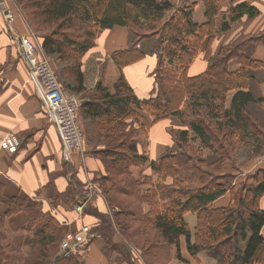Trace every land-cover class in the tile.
Masks as SVG:
<instances>
[{
    "label": "trees",
    "instance_id": "16d2710c",
    "mask_svg": "<svg viewBox=\"0 0 264 264\" xmlns=\"http://www.w3.org/2000/svg\"><path fill=\"white\" fill-rule=\"evenodd\" d=\"M14 1L38 32L64 91L85 94L79 107L84 150L105 163L104 173L93 179L107 203L121 207L113 220L106 212L92 211L89 204L85 209L98 220L91 228L92 238H103L105 254L116 250L128 264L138 259L136 254L146 264H168L171 253L181 259L179 237L183 235L190 254L204 251L216 264H263L264 209L259 201L264 194V165L250 174L251 182L237 188L234 173L217 175L201 166L204 159L194 158L206 148L216 154L217 161L232 163L236 157L248 159L264 149V127L247 110L249 102L264 101V95L255 98L249 90L250 70L261 62L248 51L250 44L263 40L264 33L249 37V45L245 34H240L220 43L214 54L210 50L217 32H226L243 16H254L257 9L240 2L219 12L216 0H204L206 21L198 24L189 6L171 12V0ZM114 25L126 26L135 39L128 41L126 49L107 56L96 81L85 89L83 54L94 46L99 30ZM144 38L149 46L132 49ZM199 49L207 66L189 75L188 66ZM147 52L157 57L154 91L149 98L139 99L122 67ZM231 60L237 68L231 69ZM169 117H177L186 127L168 129L172 145L156 159L138 152L136 132L146 134L154 122ZM147 168L158 175L157 180L144 172ZM77 172L75 168L74 181L54 199L75 204L84 186ZM226 192L230 202L212 206ZM187 211L196 216L193 233L184 219ZM111 221L125 241L115 235ZM66 230L38 201L0 175V264H7L9 258L16 264H82L72 253L57 257ZM19 234L24 238L12 247Z\"/></svg>",
    "mask_w": 264,
    "mask_h": 264
},
{
    "label": "crops",
    "instance_id": "0c3cea01",
    "mask_svg": "<svg viewBox=\"0 0 264 264\" xmlns=\"http://www.w3.org/2000/svg\"><path fill=\"white\" fill-rule=\"evenodd\" d=\"M216 1L219 12L226 11L231 5L248 2L257 9V13L252 17L243 16L232 22L226 32H217L210 46L212 54L216 52L220 43L229 42L240 34L264 33V0ZM171 2L174 4L171 12H176V8L181 5L182 7L189 6L193 22L201 24L206 21L204 0H171ZM0 3V142L7 135L14 136L17 141V145L14 147L10 143L8 147H0V175L8 178L11 185L27 194L31 199L38 201L43 211H47L67 229L72 230L71 232L86 224L93 237L94 233L91 228L98 220L92 211L107 213L108 203L102 196L93 195L90 201L84 205L82 212H78L73 208L74 204L62 198H53L54 195L63 193L70 182L74 181L75 177L72 176V172L75 168L78 169L75 176L81 183H84V173L81 172L76 159L72 165L64 160L56 126L45 115L42 86L21 60L14 43L13 34H23L31 26L25 15L23 16L24 13L16 11L14 0H0ZM2 6L12 11L13 17L10 23H7L4 17ZM38 39L41 43L39 36ZM147 40L149 39L144 38L137 42L132 49L141 51L142 48L150 45ZM127 47L128 29L126 26L114 25L99 30L94 46L89 48L81 59L84 86L89 88L96 81L100 61L114 51ZM249 47L252 57L261 62L259 67L250 70L252 78L249 83V90L255 98H259L264 95V38L262 41L250 44ZM156 64V55L147 52L141 58L122 67L125 80L139 99L149 98L153 95L155 84L153 71ZM237 65L235 60L230 61L231 69L237 68ZM206 66L207 61L204 59L203 50L200 49L189 64L187 73L196 75L205 70ZM231 95L232 92H229L227 103ZM247 110L264 127V101L249 102ZM173 118H163L154 122L147 129V137L144 141L137 142L138 152H145L151 159H156L167 146H171L172 138L168 129L170 127L186 128L181 123L178 126L172 123ZM85 163L87 174L92 180H94V176L97 177L104 173V160L91 155L88 151L85 153ZM250 163L251 161H247V165ZM144 172L155 180L158 179V175L153 173L150 168ZM231 173L235 174L237 180L239 176L252 172L240 167ZM244 179L251 182L250 176L245 175ZM233 182L235 184V181ZM229 202L230 193L226 192L211 204L212 206H225ZM88 204L93 208L92 214L85 212ZM259 205L264 209V194L260 198ZM146 208L147 206L144 204L143 209L146 210ZM184 219L193 233L196 224L195 214L187 211L184 213ZM261 235L264 241V222L261 227ZM92 237L84 246L72 252L82 264H128L125 259H120L121 255L116 250L111 251L107 256L105 254L107 244L103 238L95 237L93 239ZM179 251L181 259L171 253L168 264H216V260L209 257L204 251H199L195 255L190 254L183 235L179 237ZM133 264L141 263L137 259L133 261Z\"/></svg>",
    "mask_w": 264,
    "mask_h": 264
},
{
    "label": "built area",
    "instance_id": "2783aa9c",
    "mask_svg": "<svg viewBox=\"0 0 264 264\" xmlns=\"http://www.w3.org/2000/svg\"><path fill=\"white\" fill-rule=\"evenodd\" d=\"M14 5L16 11L22 13L17 5ZM2 8L7 23H10L13 17L12 11L4 8V6H2ZM13 40L21 60L27 65L32 75L38 79L42 86V100L45 105V115L56 126L61 141V150L64 160L72 165L76 159L81 172L84 173L83 190L81 195L77 196L73 206L78 212H82L84 205H86L94 195L93 189L99 188H95L93 180L87 174L83 144L84 135L79 123L80 101L76 94L66 92L62 88L50 60L41 47L38 35L31 27L23 34H13ZM9 143L13 147L17 145L14 136H5L0 142V147H8ZM256 165H264V151L258 156ZM112 211L113 209L108 207L107 215ZM91 237L92 235L89 227L86 224L81 225L75 232L66 233L60 242L59 255L64 256L72 253L77 248L89 242Z\"/></svg>",
    "mask_w": 264,
    "mask_h": 264
},
{
    "label": "rangeland",
    "instance_id": "374dc122",
    "mask_svg": "<svg viewBox=\"0 0 264 264\" xmlns=\"http://www.w3.org/2000/svg\"><path fill=\"white\" fill-rule=\"evenodd\" d=\"M18 7V6H17ZM19 8V7H18ZM21 10V9H20ZM22 11V10H21ZM15 13H16V11H15ZM118 26H123V25H118ZM32 29L35 31V33L39 36V34H38V32L32 27ZM98 33V32H97ZM97 33H96V35H97ZM257 34H259V32H257V33H249V34H245V37H246V43L249 45L250 44V42H248V39H249V37H255ZM96 37V36H95ZM130 37V38H129ZM131 39H135V38H131V36H129V32H128V41L129 40H131ZM94 42H95V38H94ZM249 49H250V47L248 48V51H249ZM200 50V49H199ZM199 50H198V52H199ZM198 54V53H197ZM109 56V55H108ZM106 58V57H105ZM105 58L103 59V60H105ZM103 60L102 61H100V63L102 64V62H103ZM99 65V64H98ZM99 67H100V65H99ZM53 69H54V67H53ZM61 84V83H60ZM90 88V87H89ZM85 89H88V86H85ZM74 94H76L77 95V97H78V99H79V101L81 102L83 99H84V97H85V94H84V92H81V93H77V92H74ZM142 112L143 113H146L145 112V110H143L142 109ZM82 116H81V112H80V114H79V123H80V126H81V129L83 130V122H82V118H81ZM172 123H174L175 125H179L180 124V121H179V119L177 118V117H174L173 118V120H172ZM136 137H137V139H138V141H144V139L147 137V133L146 134H144V133H142V132H140V131H137L136 132ZM95 142V141H94ZM193 143L196 145V146H198V141L197 140H195V141H193ZM84 144V148H85V142L83 143ZM202 148V147H201ZM139 150V149H138ZM181 150V149H180ZM264 151V149L263 150H261L260 152H258V153H255V154H253L251 157H249L248 159H245L244 157H242V158H237L236 157V159L234 160V162H232V163H229V161L227 162V161H225L224 160V163L222 162H220V161H217V156H216V154L215 153H213V152H211V150H209V149H206V148H202V150L200 151V153H197L196 155H194V158H197V157H199V158H201V159H204V161H203V163L201 164V166L202 167H204V168H206L207 166H208V169L210 170V171H212L213 173H215V174H217V175H223V174H227V173H231V172H234L235 171V169H239L240 167L241 168H245V169H249L251 172H253L255 169H257L258 167H260V166H263V165H256V160L258 159V156L262 153ZM259 154V155H258ZM247 161H251V163L249 164V165H247ZM214 163L212 166H209L210 164L209 163ZM252 162H253V166H252ZM244 165H246L247 167H245ZM244 166V167H243ZM250 167V168H249ZM247 177L248 176H250V174L249 173H246L245 174ZM245 175H242V176H239L238 177V179L236 180L235 178H234V180L233 181H235V184H234V187H237V188H239L241 185H243L244 183H248L247 182V180L246 179H244V176ZM91 178V177H90ZM93 182H94V186H95V188H99V189H93L94 190V195H98V196H102L103 197V199H105V196H104V194H103V192L101 191V188L99 187V183L98 182H96L95 180H93ZM234 183V182H233ZM236 188V189H237ZM100 193H102V194H100ZM235 202H237L236 200H234V203L232 204V206L233 205H236V203ZM108 207H110V208H112L113 209V211L108 215L109 216V218H110V220H113V213L114 212H116V211H119L120 209H121V207H119V206H117V205H109L108 204ZM74 209H75V207H73ZM76 210V209H75ZM22 214V213H21ZM21 214H19L18 216H20ZM112 222V225H113V231H114V233H115V235H117L118 236V238H120V239H122V240H124L123 239V236H122V234H121V231L119 230V228L118 227H116V225H115V223H114V221H111ZM72 230H69V229H67L66 231H65V233H64V235H63V237L65 236V234L66 233H68V232H71ZM77 231V230H76ZM75 232V231H74ZM22 238H24V235L23 234H19V235H17L16 236V238L13 240V242H12V247H14V246H17V245H19V242H20V240H22ZM91 240V239H90ZM125 241V240H124ZM128 246H130L131 247V249H132V251L135 249L134 248V246H132L129 242H128ZM129 247V248H130ZM226 248H228L229 249V246L227 247L226 246ZM59 251H60V243H59V247H58V250H57V254L59 255ZM73 254V253H72ZM136 254V253H135ZM136 256L138 257V260L140 261V263L141 264H146L145 263V261H144V258L141 256V255H139V254H136ZM170 259H171V257H170ZM170 259H169V261H170ZM16 260L15 259H13V258H9V260H7V264H16V262H15ZM169 263V262H168Z\"/></svg>",
    "mask_w": 264,
    "mask_h": 264
},
{
    "label": "water",
    "instance_id": "95a60500",
    "mask_svg": "<svg viewBox=\"0 0 264 264\" xmlns=\"http://www.w3.org/2000/svg\"><path fill=\"white\" fill-rule=\"evenodd\" d=\"M59 255H57V257H58Z\"/></svg>",
    "mask_w": 264,
    "mask_h": 264
}]
</instances>
